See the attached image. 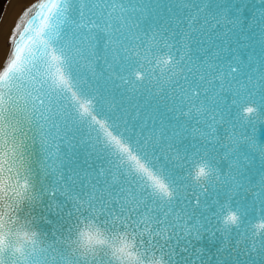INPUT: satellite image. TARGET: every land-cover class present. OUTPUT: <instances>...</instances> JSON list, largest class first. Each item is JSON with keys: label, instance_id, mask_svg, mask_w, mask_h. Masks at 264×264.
I'll list each match as a JSON object with an SVG mask.
<instances>
[{"label": "snow or ice", "instance_id": "snow-or-ice-1", "mask_svg": "<svg viewBox=\"0 0 264 264\" xmlns=\"http://www.w3.org/2000/svg\"><path fill=\"white\" fill-rule=\"evenodd\" d=\"M9 41L0 264H264V0H36Z\"/></svg>", "mask_w": 264, "mask_h": 264}, {"label": "water", "instance_id": "water-1", "mask_svg": "<svg viewBox=\"0 0 264 264\" xmlns=\"http://www.w3.org/2000/svg\"><path fill=\"white\" fill-rule=\"evenodd\" d=\"M36 0H6L0 13V68L4 66V59L11 49L9 37L17 20L29 5ZM35 14V10L32 15Z\"/></svg>", "mask_w": 264, "mask_h": 264}, {"label": "clouds", "instance_id": "clouds-1", "mask_svg": "<svg viewBox=\"0 0 264 264\" xmlns=\"http://www.w3.org/2000/svg\"><path fill=\"white\" fill-rule=\"evenodd\" d=\"M152 264H167V261L163 256L156 254L152 257Z\"/></svg>", "mask_w": 264, "mask_h": 264}, {"label": "rangeland", "instance_id": "rangeland-1", "mask_svg": "<svg viewBox=\"0 0 264 264\" xmlns=\"http://www.w3.org/2000/svg\"><path fill=\"white\" fill-rule=\"evenodd\" d=\"M3 2H4V0H0V11H1Z\"/></svg>", "mask_w": 264, "mask_h": 264}]
</instances>
